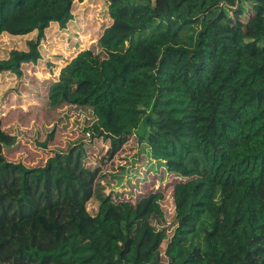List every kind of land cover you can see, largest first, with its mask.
<instances>
[{
	"label": "trees",
	"instance_id": "1",
	"mask_svg": "<svg viewBox=\"0 0 264 264\" xmlns=\"http://www.w3.org/2000/svg\"><path fill=\"white\" fill-rule=\"evenodd\" d=\"M74 1L0 0V35L36 32L0 60L1 80L37 63ZM244 1L106 0L99 79L75 77L82 49L46 92L50 111H91V138L118 147L135 135L164 172L218 186L219 203L168 237L151 225L164 191L115 199L82 141L39 166L0 158V264H264V0Z\"/></svg>",
	"mask_w": 264,
	"mask_h": 264
},
{
	"label": "rangeland",
	"instance_id": "2",
	"mask_svg": "<svg viewBox=\"0 0 264 264\" xmlns=\"http://www.w3.org/2000/svg\"><path fill=\"white\" fill-rule=\"evenodd\" d=\"M253 1L256 0L243 4L246 7ZM72 14L66 28L51 23L45 30L37 63L22 64L20 75L4 72L5 77L0 79V158L39 166L55 150L82 141L90 170L97 164L98 172L106 174L102 178L108 183L105 191H112L115 199L132 200L156 189L164 191L160 211L151 215V225L155 230L165 227L168 237L184 236L210 201L219 203L218 186L209 180L180 181L164 172L135 135L128 136L118 147L110 141L91 138L90 126L96 120L87 108L63 105L53 111L47 109V84L56 77L55 66L77 51L88 49V64L76 71L75 77L99 79L100 58L95 40L110 22L106 0L74 1ZM246 17L244 12L241 18ZM35 38L36 32L0 35V60L7 58L11 50L26 51L28 41ZM50 134L53 136L47 141ZM255 242L264 244V237ZM164 247L165 241L160 246L162 252Z\"/></svg>",
	"mask_w": 264,
	"mask_h": 264
}]
</instances>
